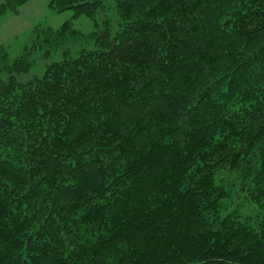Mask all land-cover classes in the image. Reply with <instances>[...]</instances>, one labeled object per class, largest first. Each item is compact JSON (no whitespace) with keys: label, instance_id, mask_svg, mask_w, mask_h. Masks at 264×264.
<instances>
[{"label":"trees","instance_id":"1","mask_svg":"<svg viewBox=\"0 0 264 264\" xmlns=\"http://www.w3.org/2000/svg\"><path fill=\"white\" fill-rule=\"evenodd\" d=\"M50 8L96 30L0 45V264H264V0Z\"/></svg>","mask_w":264,"mask_h":264},{"label":"rangeland","instance_id":"2","mask_svg":"<svg viewBox=\"0 0 264 264\" xmlns=\"http://www.w3.org/2000/svg\"><path fill=\"white\" fill-rule=\"evenodd\" d=\"M4 1L0 0V5ZM50 2L51 0H31L21 7L19 14L8 13L3 17L0 25V45L8 49L11 60L20 57L25 47L31 45L32 31L37 25L58 29L72 20L73 27L83 34H90L96 30L92 19L86 16L73 19V10L58 13L50 8ZM106 15L111 16V12L107 11ZM33 58L36 63L41 59L38 55H34ZM52 60H60V55L54 54ZM37 68L35 65L33 71Z\"/></svg>","mask_w":264,"mask_h":264}]
</instances>
